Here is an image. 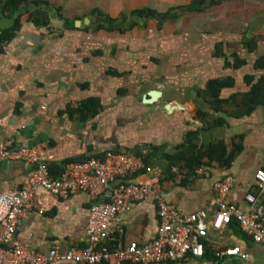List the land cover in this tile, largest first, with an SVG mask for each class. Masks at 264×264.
<instances>
[{"label": "crops", "instance_id": "0c3cea01", "mask_svg": "<svg viewBox=\"0 0 264 264\" xmlns=\"http://www.w3.org/2000/svg\"><path fill=\"white\" fill-rule=\"evenodd\" d=\"M212 1L29 0L55 8L61 19L90 22L85 29L57 31L48 17L42 18L49 21L45 25L33 12L19 16L15 36L0 46V143L12 139L15 148L21 147L27 139L20 131L32 125V135L45 139L37 146L40 162L58 177L69 160L109 152L140 156L146 168L126 181L160 180L166 200L184 214L206 210L213 215L214 183L230 175L235 186L227 199L247 209L245 195L253 191L256 171L264 170V104L240 116L236 104L264 76V69L255 68L264 55V2L251 8L247 0ZM0 10L11 24L0 28L2 33L19 17ZM142 10L146 15L131 14ZM101 24L107 29H99ZM251 39L257 42L255 52L245 45ZM238 58L246 61L241 67L235 65ZM225 78L234 85L222 90L227 103L216 111L202 92L209 81ZM89 100L99 105L96 114L70 113ZM198 111L206 113L204 120L196 117ZM220 141L228 152L241 141L230 168L212 162L191 174L188 159ZM32 170L21 161H0V193L19 191ZM111 189L97 200L85 192L63 198L38 190L37 204L44 211H27L16 238L41 253L54 246L84 248L90 209L109 201ZM122 218L123 237L114 233L108 242L117 238L126 246L156 238L155 200L131 204ZM235 246L246 260L216 258L217 250ZM163 264H264V244L230 219L221 230L209 229L202 258Z\"/></svg>", "mask_w": 264, "mask_h": 264}, {"label": "built area", "instance_id": "2783aa9c", "mask_svg": "<svg viewBox=\"0 0 264 264\" xmlns=\"http://www.w3.org/2000/svg\"><path fill=\"white\" fill-rule=\"evenodd\" d=\"M40 147L15 148L12 139L0 143V161H21L33 168L23 187L13 193H0V264H163L202 258L206 251L209 229L221 230L224 223L235 219L243 231L257 244H264V170L255 173L253 191L245 195L247 209L230 203L228 196L235 186L232 176L214 183L217 207L210 215L206 210L182 213L165 198L160 180L146 183L127 182L128 178L146 168L142 157L127 152H109L102 158H87L64 166L59 177H53L49 167L40 162ZM202 170H200V173ZM112 187L109 201L92 205L86 228V246L62 251L59 246L47 253L38 252L27 241L15 234L22 217L37 204V191L42 189L53 196L68 198L77 193H88L97 200ZM153 199L157 205L159 228L156 238L145 243L130 242L124 246L112 234L123 237V214L129 206ZM218 259L248 257L239 246L219 249Z\"/></svg>", "mask_w": 264, "mask_h": 264}, {"label": "trees", "instance_id": "16d2710c", "mask_svg": "<svg viewBox=\"0 0 264 264\" xmlns=\"http://www.w3.org/2000/svg\"><path fill=\"white\" fill-rule=\"evenodd\" d=\"M216 2L213 0L212 3ZM205 3V0H203ZM29 4V0H0V6L2 12L5 13L7 16L12 17L18 9L24 8ZM148 10L136 11L131 13L132 16L134 15H141L144 16ZM124 15H120L119 18L112 20L113 23L118 22ZM1 19V13H0ZM37 22L47 25L49 23L48 19H39ZM20 28V17L17 19V22L14 27L4 30L0 33V46L12 40L15 36L16 31ZM99 29H107V27L103 24L99 25ZM121 30V29H120ZM245 45L250 49L251 52H255L257 48V42L253 39L246 41ZM246 63L245 60L236 59L235 65L236 67H241ZM255 68L257 69H264V55L260 56L255 63ZM253 77H247V81L252 82ZM234 85V80L232 78H225V79H214L209 81L207 84L206 89L202 92L205 98L211 100L216 111H220L221 108L227 103L226 100L221 98V92L224 88L232 87ZM243 100L236 104L237 113L236 115H248L253 112L256 107L260 104H264V76L259 79V81L253 84L251 90L244 94ZM236 96L231 98V101H235ZM229 102V101H228ZM99 105L92 100L85 101L81 103L80 106L76 109H70L71 114H78L82 117H87L89 113H97V109ZM206 113L198 111L196 113V117L204 120L206 117ZM219 123H222V119H219ZM242 150L241 141L239 143H233V150L228 152L227 146L225 142L220 141L210 145V147L205 151H199L192 157L188 159L186 162V168L189 170L191 174H195L196 170L205 166L209 165L212 162L218 164L219 167L223 169L230 168L233 160L235 159L236 155ZM87 159V158H86ZM208 160L207 162L205 161ZM85 159H73L66 162V164L74 162V161H82ZM49 170L53 177H58L54 174L52 168L49 167Z\"/></svg>", "mask_w": 264, "mask_h": 264}, {"label": "water", "instance_id": "95a60500", "mask_svg": "<svg viewBox=\"0 0 264 264\" xmlns=\"http://www.w3.org/2000/svg\"><path fill=\"white\" fill-rule=\"evenodd\" d=\"M1 11V10H0ZM33 12L34 15L37 18H45L48 17L50 20V27L57 30L62 31L63 29H85L87 24L90 22L89 18H86L84 20H69V19H61L59 17L58 11L50 6H43L42 4H36V3H29L24 8L18 9L15 12L14 18L19 17L22 14ZM14 18L10 19L11 21H14ZM11 24L8 21L7 18L2 16L0 20V28L5 29L6 27H10ZM35 128L31 126L24 127L20 131V135L25 137L27 141L25 143H22L21 147H34L38 146L45 142V139L43 136H33ZM7 162V161H6ZM112 188V187H111Z\"/></svg>", "mask_w": 264, "mask_h": 264}, {"label": "rangeland", "instance_id": "374dc122", "mask_svg": "<svg viewBox=\"0 0 264 264\" xmlns=\"http://www.w3.org/2000/svg\"><path fill=\"white\" fill-rule=\"evenodd\" d=\"M247 2L249 4H251L250 7L252 8L253 7L252 4L256 5L258 2H264V0H262V1L261 0H254V1L253 0H247Z\"/></svg>", "mask_w": 264, "mask_h": 264}]
</instances>
